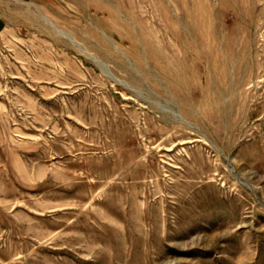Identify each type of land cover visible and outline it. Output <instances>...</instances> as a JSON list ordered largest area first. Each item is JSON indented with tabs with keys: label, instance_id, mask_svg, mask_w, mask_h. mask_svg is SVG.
Returning a JSON list of instances; mask_svg holds the SVG:
<instances>
[{
	"label": "rangeland",
	"instance_id": "1",
	"mask_svg": "<svg viewBox=\"0 0 264 264\" xmlns=\"http://www.w3.org/2000/svg\"><path fill=\"white\" fill-rule=\"evenodd\" d=\"M0 12V264H264V0Z\"/></svg>",
	"mask_w": 264,
	"mask_h": 264
},
{
	"label": "crops",
	"instance_id": "2",
	"mask_svg": "<svg viewBox=\"0 0 264 264\" xmlns=\"http://www.w3.org/2000/svg\"><path fill=\"white\" fill-rule=\"evenodd\" d=\"M21 1H27V0H21ZM36 1L43 2V1H49V0H36ZM5 28H6V21L0 12V35L5 30Z\"/></svg>",
	"mask_w": 264,
	"mask_h": 264
}]
</instances>
